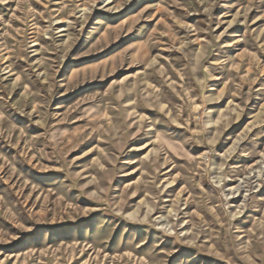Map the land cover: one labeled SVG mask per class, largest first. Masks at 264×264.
Segmentation results:
<instances>
[{"label": "rangeland", "instance_id": "374dc122", "mask_svg": "<svg viewBox=\"0 0 264 264\" xmlns=\"http://www.w3.org/2000/svg\"><path fill=\"white\" fill-rule=\"evenodd\" d=\"M0 264H264V0H0Z\"/></svg>", "mask_w": 264, "mask_h": 264}]
</instances>
